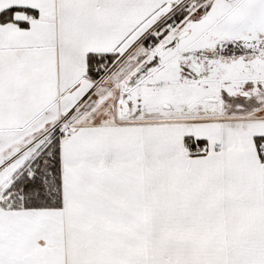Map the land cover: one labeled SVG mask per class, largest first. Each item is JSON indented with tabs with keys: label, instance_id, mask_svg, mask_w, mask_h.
I'll return each mask as SVG.
<instances>
[{
	"label": "snow or ice",
	"instance_id": "1",
	"mask_svg": "<svg viewBox=\"0 0 264 264\" xmlns=\"http://www.w3.org/2000/svg\"><path fill=\"white\" fill-rule=\"evenodd\" d=\"M0 264H264V0H0Z\"/></svg>",
	"mask_w": 264,
	"mask_h": 264
}]
</instances>
